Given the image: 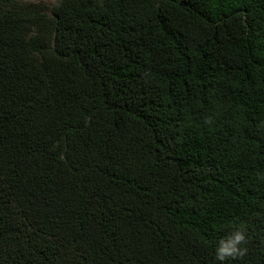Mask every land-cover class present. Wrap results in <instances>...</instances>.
Masks as SVG:
<instances>
[{
    "label": "trees",
    "instance_id": "trees-1",
    "mask_svg": "<svg viewBox=\"0 0 264 264\" xmlns=\"http://www.w3.org/2000/svg\"><path fill=\"white\" fill-rule=\"evenodd\" d=\"M264 264V0H0V264Z\"/></svg>",
    "mask_w": 264,
    "mask_h": 264
},
{
    "label": "clouds",
    "instance_id": "clouds-1",
    "mask_svg": "<svg viewBox=\"0 0 264 264\" xmlns=\"http://www.w3.org/2000/svg\"><path fill=\"white\" fill-rule=\"evenodd\" d=\"M230 228L226 235L219 238L215 247V258L220 264H224L229 259L243 258L248 252L247 247L244 246L248 242L245 226L242 223L232 224Z\"/></svg>",
    "mask_w": 264,
    "mask_h": 264
},
{
    "label": "rangeland",
    "instance_id": "rangeland-1",
    "mask_svg": "<svg viewBox=\"0 0 264 264\" xmlns=\"http://www.w3.org/2000/svg\"><path fill=\"white\" fill-rule=\"evenodd\" d=\"M59 0H41V2L45 5H47L48 7L53 6L54 4H56Z\"/></svg>",
    "mask_w": 264,
    "mask_h": 264
}]
</instances>
